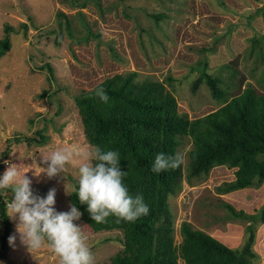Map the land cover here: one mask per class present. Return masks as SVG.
Returning <instances> with one entry per match:
<instances>
[{"label":"rangeland","instance_id":"obj_1","mask_svg":"<svg viewBox=\"0 0 264 264\" xmlns=\"http://www.w3.org/2000/svg\"><path fill=\"white\" fill-rule=\"evenodd\" d=\"M102 10L89 2L81 12L92 34L100 35L77 43L58 29L56 14L63 13L75 37L83 29L68 0H0V39L6 26L10 49L0 58V176L5 160L16 163L21 174L32 180L33 194L46 197L56 190L55 210L67 212L69 195L78 183L79 161L51 180L39 173L47 156L56 149L91 146L85 140L74 98L90 91L114 75L136 72L139 81H165L177 101L178 112L190 120L215 111L221 103L212 98L205 84L193 92V81L202 61L207 73L220 80L229 98L250 87L264 94V0H99ZM162 15L156 23L150 15ZM25 25L26 29L23 28ZM61 35L59 45L56 44ZM253 39L257 43H253ZM114 50L115 57L111 55ZM46 65L53 70L49 76ZM227 67H226V66ZM235 76L232 77V73ZM41 131L44 143H13L14 139L36 138ZM92 148V147H91ZM190 140H182L180 191L168 199L176 243L179 226L186 221L195 230L235 249L242 244L246 222L231 220L228 204L235 211L254 214L264 203V184L221 195L217 188L234 180V169L213 168L207 176L185 180ZM6 190V189H5ZM7 190H11L8 188ZM6 202L12 199L5 193ZM5 259L0 264H57L46 247L28 253L16 233V221ZM0 220V230H1ZM94 264H110L122 246V233L112 229L92 230L80 219ZM227 246V247H228ZM254 251L264 262V226H255Z\"/></svg>","mask_w":264,"mask_h":264},{"label":"trees","instance_id":"obj_2","mask_svg":"<svg viewBox=\"0 0 264 264\" xmlns=\"http://www.w3.org/2000/svg\"><path fill=\"white\" fill-rule=\"evenodd\" d=\"M99 0H68L86 31L83 37H75L70 30L67 17L56 14L58 29L64 31L74 42H97L100 35L92 34L81 12L92 2L99 9ZM264 20V11H261ZM156 23L162 15H150ZM23 28L26 29L25 25ZM5 36L0 39V58L10 49L11 27L4 28ZM56 44L59 45L61 35ZM253 43L257 40L253 39ZM112 56H116L110 48ZM197 69L199 76L192 84L195 92L205 84L213 99L221 106L200 118L190 120L178 112L177 101L167 90L163 81H139L136 72L117 74L107 78L90 91H81L74 104L80 116L85 140L92 148L112 150L119 154V166L125 172L123 184L133 197L142 195L149 208L146 216L134 222H117L109 216L105 223L92 221L87 205L79 204L74 192L69 203L75 204L82 213L80 220L92 230L112 229L122 233L121 250L110 259V264H256L260 259L253 246L255 226L264 224V203L252 215L235 211L224 204L231 220L246 222L242 244L230 249L210 235L195 230L186 221L179 226L180 240L176 243L175 228L168 207V199L181 189L182 165L160 173L151 171L157 154L166 157L178 155V148L185 138L190 140L185 180L207 176L216 167L234 169V180L217 188L221 195L243 189L259 188L264 184V94H256L250 87L241 93L228 95L219 88L220 80L207 73L204 60ZM226 66V65H225ZM227 67V66H226ZM49 76L53 70L45 67ZM235 73H232V77ZM264 76V74H263ZM103 88L109 100L102 102L95 95L96 89ZM46 138L41 131L36 138H16L13 143L42 144ZM78 188V183L72 181ZM11 190H0V259H5L11 236L12 224L6 217V195Z\"/></svg>","mask_w":264,"mask_h":264},{"label":"clouds","instance_id":"obj_3","mask_svg":"<svg viewBox=\"0 0 264 264\" xmlns=\"http://www.w3.org/2000/svg\"><path fill=\"white\" fill-rule=\"evenodd\" d=\"M95 95L104 103L109 100L103 88L96 89ZM73 161H79V167L78 188L74 186L72 190L79 204L87 205L92 221L105 223L109 216H114L117 222H134L149 213L142 195L131 196L123 184L125 172L120 169L116 151H102L99 147L84 149L82 146L56 149L43 161L46 167L41 166L39 173L33 176L43 175L51 180L61 176ZM182 163L179 155L166 157L160 153L156 155L151 171L160 173L178 168ZM4 164L6 170L0 176V190L11 188L13 193L5 215L16 221V233L28 253L46 247L57 264H94L93 252L82 227L74 223L82 215L77 206L72 204L69 211L57 212L54 188L46 197L34 195L32 180L27 173L21 174L17 164L11 160H5ZM15 239V236H10L9 244L12 245Z\"/></svg>","mask_w":264,"mask_h":264},{"label":"crops","instance_id":"obj_4","mask_svg":"<svg viewBox=\"0 0 264 264\" xmlns=\"http://www.w3.org/2000/svg\"><path fill=\"white\" fill-rule=\"evenodd\" d=\"M262 226H264V224H262L261 227H262ZM218 241H219V240H218ZM221 243H222V242H221ZM222 244H224V243H222ZM225 246H228V245H225ZM228 248H230V247L228 246ZM230 249H231V248H230ZM253 249H254V248H253ZM256 254H257V253H256ZM259 255H260V254H259ZM262 264H264L263 261H262Z\"/></svg>","mask_w":264,"mask_h":264},{"label":"built area","instance_id":"obj_5","mask_svg":"<svg viewBox=\"0 0 264 264\" xmlns=\"http://www.w3.org/2000/svg\"><path fill=\"white\" fill-rule=\"evenodd\" d=\"M3 167L6 168V165H5L4 163H3ZM8 203H9V202H6V204H5V205H6V209H7V204H8Z\"/></svg>","mask_w":264,"mask_h":264}]
</instances>
